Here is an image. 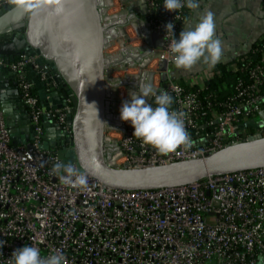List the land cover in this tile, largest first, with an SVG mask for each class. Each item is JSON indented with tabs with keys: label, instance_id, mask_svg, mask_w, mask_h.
I'll return each mask as SVG.
<instances>
[{
	"label": "built area",
	"instance_id": "obj_1",
	"mask_svg": "<svg viewBox=\"0 0 264 264\" xmlns=\"http://www.w3.org/2000/svg\"><path fill=\"white\" fill-rule=\"evenodd\" d=\"M11 1H1L0 7ZM99 9L110 37V27H116L115 23H105V16L113 19L132 15L143 25L147 36L138 37L146 48L142 49L145 55L138 63L122 62L118 66L141 70L155 62L156 70H148L150 81L146 76L143 83L152 84L157 93L163 90L173 97L170 110L184 114L191 139L188 147L160 153L134 137L132 126L123 128L122 138L114 137L123 121L117 120L119 94L106 76L111 70L113 81L115 63L106 59L107 123L103 141L110 156L109 166L139 168L192 160L251 135H264V35L254 41L248 53L225 62V71L237 76L231 93L223 101L204 103L198 92L205 89L206 81L222 75V69L206 65L195 75L187 76L174 63L169 46L173 36L179 38L186 6L169 12L163 8V0H100ZM136 11L143 12L142 20L136 17ZM169 22L174 25L173 34L166 33ZM126 30L133 28L127 23ZM153 33L162 41V47H150ZM109 38L103 47L104 57L115 42ZM36 59V55L21 54L7 61L0 56V72H9L15 78L33 130L30 148L13 145L0 105V241L4 242L0 246V264H12V252L25 245L37 247L45 258L63 254L66 264L262 263L264 168L155 190L109 188L91 178L76 162H64L58 149L41 146L45 117L50 122L57 121L70 133L67 114L71 104L67 99L61 108L41 106L27 71L37 73L43 81L47 79ZM126 86L129 95L135 93L132 83ZM186 86H195L196 91H187ZM153 101L154 97L147 98L148 103ZM251 119L259 125L258 130L243 127ZM115 152L118 158L111 165ZM57 165L61 166L58 170ZM65 166L83 175L86 184H76L75 177L72 184H64L60 177L65 175Z\"/></svg>",
	"mask_w": 264,
	"mask_h": 264
},
{
	"label": "water",
	"instance_id": "obj_2",
	"mask_svg": "<svg viewBox=\"0 0 264 264\" xmlns=\"http://www.w3.org/2000/svg\"><path fill=\"white\" fill-rule=\"evenodd\" d=\"M36 3L37 0H27V10L17 7L15 0L0 7V56L7 61L21 54L37 56L45 82L51 83L49 99L45 100L41 93L38 96L42 107L49 103L46 109L61 108L70 100V133L57 121L50 122L45 117L43 148L58 149L64 162L74 161L91 178L122 191L183 186L212 176L264 168V135H251L202 158L139 168L109 166L110 156L103 141L108 83L103 54L106 30L101 21L100 0H61L59 12L46 11L51 6L37 8ZM149 45L162 47V41L153 33ZM40 81L38 74L32 72V83L38 85ZM13 85L9 94L14 102L0 90L1 110L11 143L30 148L29 133L33 134V130L28 109L16 81ZM12 105L22 114V138L18 137ZM243 127L258 130L259 125L251 119Z\"/></svg>",
	"mask_w": 264,
	"mask_h": 264
},
{
	"label": "clouds",
	"instance_id": "obj_3",
	"mask_svg": "<svg viewBox=\"0 0 264 264\" xmlns=\"http://www.w3.org/2000/svg\"><path fill=\"white\" fill-rule=\"evenodd\" d=\"M17 7L27 10V0H15ZM61 0H37L36 7H49L59 12ZM187 6L197 8L196 0H163V8L172 12ZM173 23L165 25L166 33L173 34ZM215 24L212 14L205 13L199 22L190 30H182L179 38L170 42V51L177 67L191 68L198 61L203 60L209 68L214 67L221 58V42L215 38ZM138 94L129 95V99L121 103L119 115L121 121L129 122L133 136L142 140L145 145L151 146L160 153L175 151L177 148L191 145V139L186 131L182 112L171 109L173 97L167 91L157 93L152 84L138 85ZM154 97L155 107L147 102V97ZM61 166L57 165L58 170ZM65 175L60 179L64 184H72L73 177L78 185H85L86 178L78 175L71 166L64 167ZM0 241V246L3 245ZM12 264H66L63 254L42 257L40 250L35 246L25 245L14 250L10 257ZM264 264V257L261 258Z\"/></svg>",
	"mask_w": 264,
	"mask_h": 264
},
{
	"label": "crops",
	"instance_id": "obj_4",
	"mask_svg": "<svg viewBox=\"0 0 264 264\" xmlns=\"http://www.w3.org/2000/svg\"><path fill=\"white\" fill-rule=\"evenodd\" d=\"M196 3L198 6L195 9L186 6V19L181 31L194 28L199 22V18L210 12L215 24V38L221 42L222 55L218 63H225L235 56L248 53L254 41L264 35V0H196ZM206 65L207 63L201 60L191 68L182 67V69L187 76L191 77L196 72H200ZM14 82L15 78L11 73L0 72V90H3L5 95L7 94L9 100H12L9 91L13 88ZM40 82L38 85L33 82V88L37 97L41 93L47 100L50 97L49 85L51 83L43 80ZM12 107L16 127L19 130L18 137L22 138L25 136L24 125L20 118L22 114L19 109H15L13 105ZM48 107H50L49 103L43 108ZM30 136L32 133H29Z\"/></svg>",
	"mask_w": 264,
	"mask_h": 264
},
{
	"label": "rangeland",
	"instance_id": "obj_5",
	"mask_svg": "<svg viewBox=\"0 0 264 264\" xmlns=\"http://www.w3.org/2000/svg\"><path fill=\"white\" fill-rule=\"evenodd\" d=\"M136 12H137L136 17L142 20V14L139 11H136ZM112 32L110 31L111 36L114 33ZM122 36H123L124 42H126V40L129 39L128 41L129 44L127 45L129 47L126 46V49L124 50H121L122 49L121 47L122 46V42H121ZM115 38H116L115 42L107 48L106 53L108 55H113L115 54L114 52H117V57L113 59L115 63L114 64L115 71L113 72L112 77H114V79L113 81L110 80V85L114 83V86L119 94L120 99L118 100V103H119L118 109H120L121 103L129 98V94L126 91L128 90L126 85H130V83H132L133 85L132 87L134 88L135 93L138 94L139 92L138 85L143 83L144 78L150 72L148 70H152V71L156 70V65H155V62L154 63L151 62L149 66H146V68L141 67V70L137 68H133V66H127L125 69L124 68L120 69L118 65L122 64V62H125V63L137 62L138 63L139 59L145 55V52L142 53L143 52L142 49H146V48L143 45V42L140 40V37L138 36L135 37L133 30L125 31L123 35L121 33L118 34L116 32V36L115 37L113 36L112 39H115ZM110 61H112V59H110ZM109 64L111 63L109 62ZM117 120L121 121L120 119H117ZM124 127L129 128L131 127V125L129 122L123 121V126H119L118 127L119 130L114 132L115 134L114 137H117V139L122 138L123 137L122 130Z\"/></svg>",
	"mask_w": 264,
	"mask_h": 264
},
{
	"label": "trees",
	"instance_id": "obj_6",
	"mask_svg": "<svg viewBox=\"0 0 264 264\" xmlns=\"http://www.w3.org/2000/svg\"><path fill=\"white\" fill-rule=\"evenodd\" d=\"M141 14L142 11H139ZM222 69V75L214 76L210 80L206 81L205 89L198 92L199 98L205 103V101L219 102L223 101L227 95L231 93L233 90L234 83L236 81V74L226 72L225 71V63H218L215 65ZM28 71L29 79L32 81V71L30 69ZM185 89L187 91H196L195 86L188 87ZM33 93L36 94L34 88ZM152 105L155 106L154 101ZM252 130V129H251Z\"/></svg>",
	"mask_w": 264,
	"mask_h": 264
},
{
	"label": "bare ground",
	"instance_id": "obj_7",
	"mask_svg": "<svg viewBox=\"0 0 264 264\" xmlns=\"http://www.w3.org/2000/svg\"><path fill=\"white\" fill-rule=\"evenodd\" d=\"M105 10V9H104ZM111 17H104L103 18V21L105 22V23H109V22H111L112 23V25L115 23V27H116V29L115 28H112V27H110L112 30H113V35L111 36V37H113V36H115V34H116V32L117 33H121L122 35H123V33L125 32V31H127L126 30V24L128 23L132 28H133V31H134V34H135V37H137L138 35L139 36H142L143 38H145L147 35H145L146 34V31L143 29V25L137 20V19H135L132 15L131 16H129V17H126V15L125 16H123L122 18H115V16L113 17V19H111ZM121 19V20H120ZM109 34H110V31H109ZM110 36L108 35V33H106L105 34V39L107 40L108 38H109ZM110 37V38H111ZM110 38H109V41H110ZM116 40V38L114 39V41ZM129 39L128 40H126V42H124L123 41V36H122V38H121V42H122V49L121 50H124V49H126V46L129 44ZM127 47H129V46H127ZM105 55H107V54H105ZM119 56V55H118ZM115 58V56H114V54L113 55H108V56H106L105 57V59H107L108 61H110V59H114ZM109 70H110V68H109ZM113 72V71H112ZM110 73H111V70H110ZM110 73L109 72H107L106 73V76H107V79L110 81ZM109 77V78H108ZM150 77H151V74L150 73H148L147 74V78H148V81H150ZM148 98V97H147ZM146 98V99H147ZM118 157H117V153L115 152L114 154H113V156H112V160H111V162H110V164L111 165H113V162H114V160H116Z\"/></svg>",
	"mask_w": 264,
	"mask_h": 264
},
{
	"label": "snow or ice",
	"instance_id": "obj_8",
	"mask_svg": "<svg viewBox=\"0 0 264 264\" xmlns=\"http://www.w3.org/2000/svg\"><path fill=\"white\" fill-rule=\"evenodd\" d=\"M46 11H53V9L52 8H49V9H46Z\"/></svg>",
	"mask_w": 264,
	"mask_h": 264
}]
</instances>
